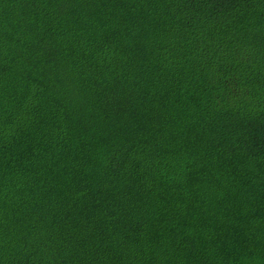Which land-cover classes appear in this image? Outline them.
Here are the masks:
<instances>
[{
  "label": "trees",
  "instance_id": "obj_1",
  "mask_svg": "<svg viewBox=\"0 0 264 264\" xmlns=\"http://www.w3.org/2000/svg\"><path fill=\"white\" fill-rule=\"evenodd\" d=\"M0 264H264V0H0Z\"/></svg>",
  "mask_w": 264,
  "mask_h": 264
}]
</instances>
